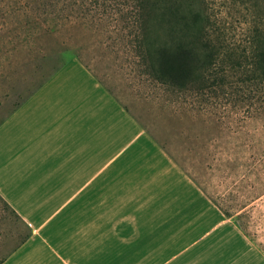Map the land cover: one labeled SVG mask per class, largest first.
Returning <instances> with one entry per match:
<instances>
[{
  "label": "rangeland",
  "instance_id": "obj_1",
  "mask_svg": "<svg viewBox=\"0 0 264 264\" xmlns=\"http://www.w3.org/2000/svg\"><path fill=\"white\" fill-rule=\"evenodd\" d=\"M18 1L0 0V123L77 59L228 219L241 216L253 256L205 246L188 264H264V0H188L189 44L197 35L211 63L182 90L147 74L131 0H56L53 14ZM26 235L0 199V261Z\"/></svg>",
  "mask_w": 264,
  "mask_h": 264
},
{
  "label": "crops",
  "instance_id": "obj_2",
  "mask_svg": "<svg viewBox=\"0 0 264 264\" xmlns=\"http://www.w3.org/2000/svg\"><path fill=\"white\" fill-rule=\"evenodd\" d=\"M0 199L29 237L0 264H188L255 253L77 59L0 123Z\"/></svg>",
  "mask_w": 264,
  "mask_h": 264
},
{
  "label": "trees",
  "instance_id": "obj_3",
  "mask_svg": "<svg viewBox=\"0 0 264 264\" xmlns=\"http://www.w3.org/2000/svg\"><path fill=\"white\" fill-rule=\"evenodd\" d=\"M130 4L134 10V25L138 30L139 57L147 74L156 82L180 90L196 81L195 78L210 65L211 56L201 55L204 47L198 45L197 35L194 34V40L189 44L188 32L192 29L198 33L195 20L189 25V1L131 0ZM15 5L25 10H49L52 14L57 6L56 0H24ZM254 65L264 78V46L258 51ZM216 206L228 217L226 211ZM240 219L241 216H238L235 224L248 237ZM28 237L27 233L21 242Z\"/></svg>",
  "mask_w": 264,
  "mask_h": 264
}]
</instances>
